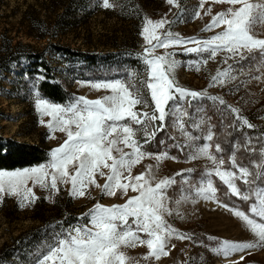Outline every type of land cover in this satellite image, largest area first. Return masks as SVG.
Wrapping results in <instances>:
<instances>
[{"label": "snow or ice", "instance_id": "obj_1", "mask_svg": "<svg viewBox=\"0 0 264 264\" xmlns=\"http://www.w3.org/2000/svg\"><path fill=\"white\" fill-rule=\"evenodd\" d=\"M166 2L181 7L179 0ZM207 2L200 0V9ZM212 3H227L230 7L212 16L204 31L222 30L208 39L184 38L171 27L166 28V25L184 22L183 10L175 21L143 18L141 35L145 45L140 59L145 66L146 79H139V73L129 70L123 80L82 82L93 90H105L110 94L95 100L76 97L66 105L51 103L36 93L37 110L42 116L50 117L47 126L52 132L65 133L66 139L50 152L49 160L44 164L0 170V200L4 194L16 196L20 206L27 207L37 199L35 187L56 194L60 185L68 184L73 198L84 197L90 186L99 188L109 197L118 191L122 197H128L125 203L110 207L96 203L79 218L81 222L69 225L46 243L36 264H128L132 258L127 257L123 249L137 246H146L149 250L143 257L145 260L154 258L158 261L169 255L166 249L172 238L191 239L178 232L165 217L179 214L177 209L170 207V202L179 206L193 197L214 201L226 208L256 237L251 242L218 241L212 251L229 259V264H240L244 260V255L239 260H231L236 253L251 254L252 250L264 248V136L258 138L259 146L253 144L250 137L243 143L233 142L231 152L225 157V149L216 142L212 125H208L202 136L189 132L185 118H190L193 102L203 99L227 108L234 115L238 123L229 127L242 131L243 127L252 129L255 126L240 115V109L226 105L223 98L180 86L176 78L180 62L175 58L176 52L169 51L179 47L183 48L184 55L202 57L188 65L196 71L224 54L222 63L227 67L218 69L211 77L210 87H223L236 81L235 73L258 81L264 79V38H259L258 33V29L264 28V0H212ZM102 7H116L115 0H102ZM211 11L209 8L205 15H210ZM199 17L200 10H197L193 19ZM160 49L164 51L158 53ZM230 60L233 63L230 64ZM246 60L249 61L247 66L243 64ZM253 71L259 75L252 76ZM150 106L154 107L148 111ZM201 110L196 109L197 112ZM169 117L186 140L178 147L181 151L185 147L191 150L188 160L203 158L210 162L195 182L189 179L193 169L186 170L188 175L182 172L159 180L152 166L144 173L132 175L134 166L145 158L158 162L170 158L167 152L146 151V145L155 140L158 132L164 131ZM206 122V118L200 116L193 120L192 127L203 131ZM201 139L203 144L195 143ZM241 150L258 159L244 164L243 159L238 158ZM177 176L182 187L179 198L172 201L168 192L177 184ZM97 177L105 183L99 184ZM214 178L225 186L224 195L245 203L251 201L247 211L221 203ZM238 182L246 187L242 190ZM129 191L136 195L128 196Z\"/></svg>", "mask_w": 264, "mask_h": 264}, {"label": "rangeland", "instance_id": "obj_2", "mask_svg": "<svg viewBox=\"0 0 264 264\" xmlns=\"http://www.w3.org/2000/svg\"><path fill=\"white\" fill-rule=\"evenodd\" d=\"M69 3L68 0H0V51L2 47L10 43L12 48L21 47V53L45 54L48 63L55 71L54 75L58 79L57 81H63L70 86L67 87V90L73 99L85 97L89 100L102 98L110 93L105 90H93L82 82H70L66 77L67 70L62 63L61 55L55 54L56 47L103 55L126 53L144 65L140 57L145 45L141 35L145 16L154 21L160 19L175 21L183 10L184 22L166 25V28L171 27L174 33H178L184 38L208 39L222 30L217 28L213 31H204L211 22L212 16L226 11L230 7L227 3L214 4L212 0H208L203 9H200V0H179L180 8L169 5L166 0H124V7H120L118 0H115L116 7L105 9L102 7V0H97L93 6L94 12L92 11L93 13L90 15L82 12L84 9L87 11L89 9L85 7V4L83 8L79 6L75 8V11L64 14ZM209 8L212 9L211 14L205 15ZM197 10H200V17L193 19ZM61 18H64L63 23L58 21ZM258 33L259 38H264V28L258 29ZM191 46L194 45H189V47ZM163 51L160 49L158 53ZM169 51H175V58L180 62V67L176 70V78L180 86L198 92L207 91L210 96L223 98L226 105L240 109V115L255 126L252 129L243 127L244 129L249 131L257 129L264 134V79L258 81L235 73L238 76L236 81L227 83L223 87L219 85L210 87L211 77L216 74L218 69L223 70L227 67L222 63L224 54L218 55L214 61L210 60L207 65L201 66L200 71H196L195 68L188 67V65L202 57L196 54L184 55L183 48L179 47ZM229 63L231 64L233 61L230 60ZM243 64L247 66L249 61L246 60ZM27 67L28 64H24L13 75H9L0 89L1 135L4 142L43 146L50 153L64 142L66 135L59 131L52 132L49 129L47 124L50 117L42 116L37 110L36 94L28 90L26 84L23 85L24 92L17 93L14 88L17 79L23 77L24 69ZM251 75L256 76L259 73L253 71ZM208 103L210 106L220 108L224 113L234 116L227 108L214 104L208 99L193 102L189 109L190 118H185V125L186 129L195 136H202L207 131L208 122L203 126V131L193 129L192 123L200 116L205 117L207 114L205 108L209 105ZM152 107L154 106H150L147 110L151 111ZM197 108L202 110L197 112ZM156 123L159 124V121ZM165 123L166 128L164 131L158 132L155 140L163 142L172 140L177 146L185 144V137L173 126L172 118L169 117ZM215 137L216 142H219L225 149L221 139ZM140 138L143 139L142 136ZM195 143L203 144L204 141L201 139ZM125 151L129 150L125 149ZM146 151L151 153L167 152L170 158L160 162L153 158H145L134 166L133 176L146 172L148 166H152L157 180L165 177L171 178L182 172L188 175L186 170L193 169L189 179L195 182L210 166V162L203 158L189 161L188 156L191 154V150L188 147L184 148L183 154L176 153L173 149L158 151L146 149ZM224 155L227 157L226 151ZM105 171L107 172V170ZM96 179L101 185L105 183V180L100 177ZM176 179L177 184L168 192L172 201L179 198L182 187L180 177L177 176ZM215 184L219 189L217 196L221 203L238 206L237 202L230 204L226 201V195L221 194L220 186L222 184L218 179H215ZM238 186L242 190L246 187L242 182H238ZM59 187L60 191L56 194L35 187L33 191L37 199L27 207L20 206L18 197L4 194L3 199L0 200V253L5 247H10L20 236L43 228L44 224L40 218L50 219L51 210L63 209V213L67 217H75L79 223L81 222L79 218L85 216L96 203L110 207L123 204L128 198L127 196L122 197L119 191L115 196H106L94 186L87 189L84 197L73 198L70 195V184ZM223 187L226 191L225 186ZM133 195L136 193L129 191L128 196ZM45 205L49 209L48 214L43 213ZM170 207L177 209L179 214L174 213L171 216H166L165 219L178 232L190 236L191 239L172 238L166 249L169 251V255L158 261L154 258L148 260L143 258L149 251L146 246L125 248L123 251L126 256L132 258L128 264H229V259L212 251L218 241L251 242L256 239L232 212L220 207L214 201L193 197L187 202H182L179 206L170 202ZM173 245L175 247H172ZM241 255H244L245 258L240 261V264H264V248L252 250L251 254L236 253L230 259L239 260Z\"/></svg>", "mask_w": 264, "mask_h": 264}, {"label": "trees", "instance_id": "obj_3", "mask_svg": "<svg viewBox=\"0 0 264 264\" xmlns=\"http://www.w3.org/2000/svg\"><path fill=\"white\" fill-rule=\"evenodd\" d=\"M69 6L64 10V14L75 11V8H86L83 13L92 14L93 6L97 0H68ZM120 7H124V0H118ZM93 11V12H92ZM61 18L58 21L63 23ZM21 47L12 48L10 43L1 48L0 51V89L9 75L21 69L24 64L28 67L24 69L23 77L17 79L14 88L17 93L24 92L23 85L28 86V90L33 93H39L42 98L51 103L66 105L73 100V96L68 92V84L57 81L52 66L48 63L45 54H35L33 52L21 53ZM56 55H61L62 63L66 66L67 79L72 82H89L125 79L129 70L139 73V79H145V66L135 57L126 53L97 54L82 51H73L71 49L56 47ZM70 84V83H69ZM70 87V86H69ZM14 92V91H13ZM16 92V91H15ZM209 105L205 108V115L208 125L213 126V131L218 139H221L228 154L232 150L233 142L243 143L246 137L252 139L253 144L259 146L258 138L264 136L259 130L241 131L229 127L235 121L234 116L224 113L222 109ZM160 135V134H159ZM158 135V136H159ZM165 136V135H164ZM167 137V136H165ZM170 139L169 137H167ZM171 140V139H170ZM149 151L173 149L176 153L183 154L180 147L174 141L160 140L152 141L146 148ZM49 151L43 146L17 145L10 142H4L0 127V170H15L28 167H34L46 163L49 160ZM238 158L243 159L244 164H248L252 159H258L257 156H250L246 151L241 150ZM221 194L224 193L223 185L220 186ZM231 198V199H230ZM226 201L233 204L237 202L238 207L247 211L249 203L238 200L236 197L226 196ZM69 204V203H68ZM49 209L45 205L43 213L48 214ZM50 219H41L44 227L30 232L16 239L12 245L5 247L0 253V264H36L41 251L46 243L53 237L60 235L64 228L69 225H76L77 218L67 217L63 209L51 210ZM39 220V219H38ZM47 220V221H46Z\"/></svg>", "mask_w": 264, "mask_h": 264}]
</instances>
